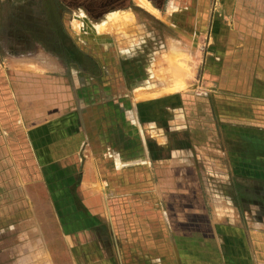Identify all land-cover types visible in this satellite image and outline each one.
I'll use <instances>...</instances> for the list:
<instances>
[{"label":"crops","instance_id":"1","mask_svg":"<svg viewBox=\"0 0 264 264\" xmlns=\"http://www.w3.org/2000/svg\"><path fill=\"white\" fill-rule=\"evenodd\" d=\"M220 7L202 61L208 95L195 93L207 107L195 102L189 144L147 177L128 163L106 176L90 157L66 72L0 64V264H264V0ZM203 151L225 170V209L210 204L211 217L200 178L186 176Z\"/></svg>","mask_w":264,"mask_h":264},{"label":"rangeland","instance_id":"2","mask_svg":"<svg viewBox=\"0 0 264 264\" xmlns=\"http://www.w3.org/2000/svg\"><path fill=\"white\" fill-rule=\"evenodd\" d=\"M145 1L157 14L137 0H0V64L56 69L70 76L90 157L106 168V176H119L113 169L128 163L137 164L136 176L143 178L154 165L177 160V148L189 144L184 130L192 125L186 119L198 115L190 108L196 102L205 109L209 102L195 95L209 89L201 87L202 61L211 16L221 9V0H196L202 6V21L187 26L177 22L176 13L186 7L189 13L197 11L192 7L195 0ZM173 66L185 69L183 78L177 77L185 87L177 86L176 68L170 72ZM201 155L203 163L186 176L200 178L202 206L211 217L210 204L219 212L225 209L226 184L219 182L225 170L210 167L208 159L215 153Z\"/></svg>","mask_w":264,"mask_h":264},{"label":"bare ground","instance_id":"3","mask_svg":"<svg viewBox=\"0 0 264 264\" xmlns=\"http://www.w3.org/2000/svg\"><path fill=\"white\" fill-rule=\"evenodd\" d=\"M138 1V3L140 4V6H142V7H144V8H146L147 10H150V11H152V12H154V13H156L152 8H150L149 7V5L147 4V2L145 1V0H137ZM172 4V3H171ZM192 5H195V6H192V7H194V9H195V7L197 8V11L195 10V12H191V13H189L188 12V9H187V7L184 9V11L183 12H178V13H176V18H177V22L182 26H187V24H191V23H194V24H196V25H198V23H199V20H200V22L202 21L201 20V18H202V6H201V3H199V2H197L196 0H195V2L192 4ZM172 7H174L173 5H172ZM171 10H169V12H170ZM157 14V13H156ZM116 19V18H115ZM176 21V20H175ZM175 21H173V22H175ZM109 28H111V27H109ZM112 29V28H111ZM110 29V30H111ZM176 66V65H175ZM183 66V65H182ZM185 66V65H184ZM170 68V67H169ZM176 68V67H175ZM174 68V66H173V68L170 70V72H172V70L173 69H175ZM168 70V69H167ZM166 70V71H167ZM175 71H177V74H178V77L179 78H183V73L185 72V69H183L181 66L180 67H178L177 66V68L175 69ZM161 72V71H160ZM162 74V73H161ZM168 74V73H167ZM177 74H176V76H177ZM186 74H187V72H186ZM164 75V74H163ZM158 76H160V75H158ZM157 76V77H158ZM165 77V76H164ZM174 77V76H173ZM158 79V78H157ZM169 79V78H168ZM176 79H177V77H176ZM162 80V78L160 79V81ZM165 80H166V77H165ZM174 80H175V78H174ZM178 80V79H177ZM179 81V80H178ZM184 81V80H183ZM163 82H164V80H163ZM181 82V81H180ZM170 83V82H169ZM161 84V83H160ZM165 84V83H164ZM177 84V83H176ZM165 85H167V84H165ZM168 86V85H167ZM179 86V85H178ZM173 87H174V85H173ZM141 97V96H140ZM139 97V98H140Z\"/></svg>","mask_w":264,"mask_h":264},{"label":"flooded vegetation","instance_id":"4","mask_svg":"<svg viewBox=\"0 0 264 264\" xmlns=\"http://www.w3.org/2000/svg\"><path fill=\"white\" fill-rule=\"evenodd\" d=\"M82 54H83L84 56H86L83 52H82Z\"/></svg>","mask_w":264,"mask_h":264}]
</instances>
